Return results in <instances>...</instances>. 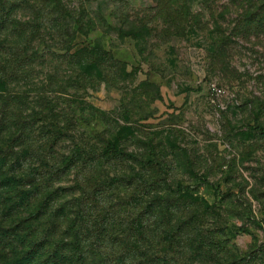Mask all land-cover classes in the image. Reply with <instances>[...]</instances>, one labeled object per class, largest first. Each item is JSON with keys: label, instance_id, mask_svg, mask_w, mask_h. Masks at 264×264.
<instances>
[{"label": "rangeland", "instance_id": "rangeland-1", "mask_svg": "<svg viewBox=\"0 0 264 264\" xmlns=\"http://www.w3.org/2000/svg\"><path fill=\"white\" fill-rule=\"evenodd\" d=\"M242 2L0 0L8 195L45 243L28 264L77 241L83 264H264V34L235 33ZM195 211L194 253L175 223Z\"/></svg>", "mask_w": 264, "mask_h": 264}, {"label": "trees", "instance_id": "trees-1", "mask_svg": "<svg viewBox=\"0 0 264 264\" xmlns=\"http://www.w3.org/2000/svg\"><path fill=\"white\" fill-rule=\"evenodd\" d=\"M243 5L247 3L244 7V9H247L245 12L241 14V16L237 20V25L235 27V33L238 34V36L247 38L250 35H260L264 34V0H243ZM253 6V7H252ZM256 6V7H255ZM250 11H248V8H251ZM3 20V19H2ZM0 18V26H3L5 29L8 30V32L14 33V37H11V41H16L15 39L20 37V31L18 30L19 26H17L16 21L11 19L10 21H3ZM13 56L15 58H20L21 55L17 53H13ZM8 76L5 75L0 80V208L5 209L4 215L5 217L9 214H13V218L11 219L10 224H8L6 227L0 225V235L1 236H7L8 234L13 237L14 239H17L18 242H20L21 246L19 248H16L17 245L14 244L11 248V264H28L29 261H31L34 257H38L42 255V247L45 246V243L43 241H37L36 239H33L34 230L33 228L28 229L29 227L26 225V222H28L30 219H35L37 217L29 214L26 217L23 215L17 214L16 211H13L15 208L18 210L19 206L21 204H15L11 202V198L9 197L8 193L10 189L8 188L13 181L12 176L7 172L6 164L9 157V120H8V114L6 111V101L3 100V94L6 93L3 91V87L5 86V82L7 81ZM189 190V189H188ZM190 191V190H189ZM196 202H192L194 205H198L201 202H198V200H195ZM177 210L174 211V214ZM201 214L198 212H192L189 213V215L186 217H181L177 220H179V223L175 226L183 228L184 226L187 227V229L193 231V233L190 235V237L186 240L185 244L190 252H197L198 250L202 249V241L201 237H197V234L194 233L195 231V223H201L203 222V219L201 218ZM202 219V221H201ZM1 224V221H0ZM173 229V228H172ZM20 232H19V231ZM23 232L25 234H23ZM175 232V231H173ZM28 236V237H27ZM28 238V239H27ZM30 238V239H29ZM27 239V240H26ZM9 237L6 238V240L0 242V246L6 247L7 243H9ZM11 242V240H10ZM7 244V245H5ZM69 248L70 252L63 253L64 248ZM17 250V251H16ZM89 254H92V249L88 248L86 245H83L81 243L77 242H67L65 245H61L58 250L54 249L51 253V263L50 264H83L86 260V256ZM59 256L57 257V255ZM195 255L190 256V258H194ZM245 259V258H241ZM148 262L147 264H155L156 258L153 259V257H149L146 259ZM166 258H163V261H165ZM47 262V260H44ZM118 264L122 263V258L118 260ZM143 261V260H142ZM140 261L139 264L142 262ZM145 262V261H144ZM142 264H145V263ZM8 263V262H7ZM239 264H242L241 261L238 262ZM105 264V262H104ZM106 264H111L110 262H106ZM184 264V263H183ZM186 264H193L191 261L186 262Z\"/></svg>", "mask_w": 264, "mask_h": 264}]
</instances>
